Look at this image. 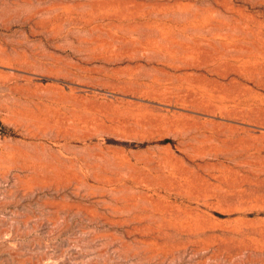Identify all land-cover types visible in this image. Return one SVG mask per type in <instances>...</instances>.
Wrapping results in <instances>:
<instances>
[{
    "label": "rangeland",
    "instance_id": "374dc122",
    "mask_svg": "<svg viewBox=\"0 0 264 264\" xmlns=\"http://www.w3.org/2000/svg\"><path fill=\"white\" fill-rule=\"evenodd\" d=\"M0 264H264V0H0Z\"/></svg>",
    "mask_w": 264,
    "mask_h": 264
}]
</instances>
